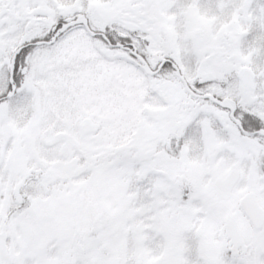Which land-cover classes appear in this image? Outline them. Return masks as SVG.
<instances>
[{
  "label": "snow or ice",
  "instance_id": "obj_1",
  "mask_svg": "<svg viewBox=\"0 0 264 264\" xmlns=\"http://www.w3.org/2000/svg\"><path fill=\"white\" fill-rule=\"evenodd\" d=\"M0 264H264V0H0Z\"/></svg>",
  "mask_w": 264,
  "mask_h": 264
}]
</instances>
